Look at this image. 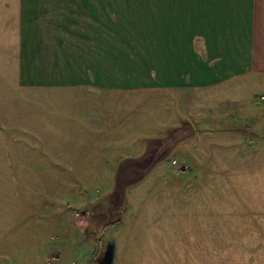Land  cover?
<instances>
[{
	"label": "rangeland",
	"instance_id": "obj_1",
	"mask_svg": "<svg viewBox=\"0 0 264 264\" xmlns=\"http://www.w3.org/2000/svg\"><path fill=\"white\" fill-rule=\"evenodd\" d=\"M16 1L0 0V264L209 257L264 264V78L162 93L160 101L137 94L121 104L114 129L163 139L180 122L195 129L132 188V178L122 182L112 167L76 161L89 153L62 160L42 152L35 115H81L93 104L81 92L38 91L18 81L19 28L28 20L19 18ZM127 1L142 4L113 6ZM120 30H127L124 21Z\"/></svg>",
	"mask_w": 264,
	"mask_h": 264
},
{
	"label": "crops",
	"instance_id": "obj_2",
	"mask_svg": "<svg viewBox=\"0 0 264 264\" xmlns=\"http://www.w3.org/2000/svg\"><path fill=\"white\" fill-rule=\"evenodd\" d=\"M16 2L21 5L19 18L28 20L19 28L18 81L38 91L81 92L93 104L81 115H35V136L45 135L42 152L61 153L62 160H69L71 152L89 153L78 154L76 161L112 167L115 176L122 172V182L132 178V188L195 129L190 122L174 125L167 135L182 134L166 147L160 133L135 136L130 129H114L121 104L132 102L137 94H193L264 78V0H142L140 8L128 1L126 7H114L113 0H83L79 6L72 0ZM123 21L125 31L120 30ZM109 103L113 105L108 113L103 105ZM103 148L109 151L105 159L100 158ZM44 161L55 166L53 160ZM151 262L241 261L209 257ZM146 263L150 261L138 258L99 262Z\"/></svg>",
	"mask_w": 264,
	"mask_h": 264
},
{
	"label": "water",
	"instance_id": "obj_3",
	"mask_svg": "<svg viewBox=\"0 0 264 264\" xmlns=\"http://www.w3.org/2000/svg\"><path fill=\"white\" fill-rule=\"evenodd\" d=\"M182 134V131H179V132H175L171 135H169L167 137V139L165 140L166 141V147H168L170 144H172L175 140H177L178 138H180Z\"/></svg>",
	"mask_w": 264,
	"mask_h": 264
},
{
	"label": "built area",
	"instance_id": "obj_4",
	"mask_svg": "<svg viewBox=\"0 0 264 264\" xmlns=\"http://www.w3.org/2000/svg\"><path fill=\"white\" fill-rule=\"evenodd\" d=\"M78 215H79V214H77V213L75 214L76 217H78Z\"/></svg>",
	"mask_w": 264,
	"mask_h": 264
}]
</instances>
